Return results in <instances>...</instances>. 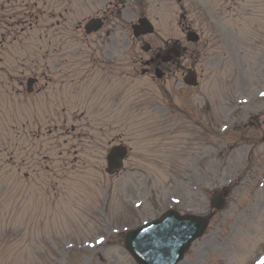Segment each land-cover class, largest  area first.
Returning a JSON list of instances; mask_svg holds the SVG:
<instances>
[{"label": "rangeland", "instance_id": "1", "mask_svg": "<svg viewBox=\"0 0 264 264\" xmlns=\"http://www.w3.org/2000/svg\"><path fill=\"white\" fill-rule=\"evenodd\" d=\"M71 2L81 5V10L66 27L56 26L50 16L51 10L61 12V0H0V18L7 20L3 22L8 24L7 34L9 26L17 29L15 38L0 36V51L4 54L9 49L4 60L8 55L18 56L25 75H41L49 67L53 75H63L64 88H81L80 101L86 106L57 121L32 109L28 100L14 125L16 130L2 118L6 123L3 127L0 123V135H4L6 153L14 143L22 171L32 174V167L37 166L38 175L37 184L32 180L29 185L22 178L19 193L9 187L1 193L0 223H4L2 216L17 221L0 228V264H133L118 236L123 228L173 207L176 197L180 198L175 205L178 211L205 213L211 192L228 181L227 208L215 216L189 259L201 257L204 264L255 263L264 255V145L259 142L264 133V96L262 101L257 97L264 90L257 75L264 68V0H182L180 11L175 0H140L127 8L125 22L107 25L112 35L107 37L105 31L96 34L91 46L76 23L96 16L98 5L95 0ZM25 5L34 6L37 17L19 24V12L28 20L23 15ZM181 11L183 26L201 34L198 45L183 41L177 28ZM138 13H145L154 23L153 49L180 41L183 54L175 66L166 67L162 83L150 84L147 78L139 83L127 80L129 88L133 83L139 88L151 87L132 106L139 88L126 91L111 76L114 71L107 75L102 65L112 62L118 73L134 75L129 60L139 49L129 41L124 26L116 27L128 25ZM45 52H54L51 61L43 60ZM7 61L16 62L12 57ZM56 64L58 69L53 70ZM188 68L198 74L197 90L182 84ZM3 81L18 87L15 78L5 76ZM161 90L171 102L161 104ZM213 105L214 119L210 117ZM206 108L219 136L224 128L230 131L213 140L211 164L204 158L205 146L197 142L205 118L197 114L193 125L180 116L185 110ZM134 109L140 116L132 117ZM121 141L131 152L122 172L109 177L104 173L106 150L124 144ZM103 208L111 211L112 219L100 220L96 211L100 214ZM8 231L15 232L14 240L3 237ZM94 239L95 247H66ZM207 248L212 255L205 260Z\"/></svg>", "mask_w": 264, "mask_h": 264}, {"label": "water", "instance_id": "2", "mask_svg": "<svg viewBox=\"0 0 264 264\" xmlns=\"http://www.w3.org/2000/svg\"><path fill=\"white\" fill-rule=\"evenodd\" d=\"M184 223H185V225H187V226L190 224L188 221H186V222H184Z\"/></svg>", "mask_w": 264, "mask_h": 264}, {"label": "snow or ice", "instance_id": "3", "mask_svg": "<svg viewBox=\"0 0 264 264\" xmlns=\"http://www.w3.org/2000/svg\"><path fill=\"white\" fill-rule=\"evenodd\" d=\"M262 95H264V94H262Z\"/></svg>", "mask_w": 264, "mask_h": 264}]
</instances>
